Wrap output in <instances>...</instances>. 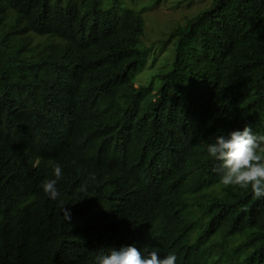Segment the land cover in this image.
Instances as JSON below:
<instances>
[{"label":"trees","instance_id":"16d2710c","mask_svg":"<svg viewBox=\"0 0 264 264\" xmlns=\"http://www.w3.org/2000/svg\"><path fill=\"white\" fill-rule=\"evenodd\" d=\"M143 28L115 0H0V264H96L128 245L264 264V198L223 186L206 152L244 124L264 134V0H212L176 28L156 89L133 82ZM33 37L51 43L22 58Z\"/></svg>","mask_w":264,"mask_h":264},{"label":"clouds","instance_id":"9594fccd","mask_svg":"<svg viewBox=\"0 0 264 264\" xmlns=\"http://www.w3.org/2000/svg\"><path fill=\"white\" fill-rule=\"evenodd\" d=\"M206 152L218 165L220 183L225 186H238L251 190L254 199L264 198V134L253 132L251 125L244 124L225 134L216 136L206 145ZM63 170L60 164L52 167V177L42 183V191L50 200H57L60 193L57 182ZM59 213L64 221L71 219V213L62 206ZM175 253L162 258L157 251L142 256L134 246H121L109 249L106 254L96 258V264H176Z\"/></svg>","mask_w":264,"mask_h":264},{"label":"rangeland","instance_id":"374dc122","mask_svg":"<svg viewBox=\"0 0 264 264\" xmlns=\"http://www.w3.org/2000/svg\"><path fill=\"white\" fill-rule=\"evenodd\" d=\"M113 1L99 0L102 8H109ZM115 3L118 7L132 10L143 20L140 48L144 51V57L141 69L133 78V82L143 87L152 84L156 89L159 77L170 69L174 59L176 39L171 37L172 32L206 11L211 6L212 0H115ZM13 18L14 15L10 12L4 26L1 27L2 32L13 23ZM41 42L42 50L51 43L46 39L33 37L30 47H34V50L25 53L22 58H33L32 54L41 51V48L36 50ZM217 243H219L218 238L213 241V244ZM241 243L240 237L229 240L226 242V253L233 252Z\"/></svg>","mask_w":264,"mask_h":264}]
</instances>
